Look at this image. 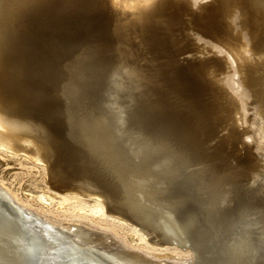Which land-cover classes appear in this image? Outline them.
Listing matches in <instances>:
<instances>
[{
    "label": "bare ground",
    "instance_id": "1",
    "mask_svg": "<svg viewBox=\"0 0 264 264\" xmlns=\"http://www.w3.org/2000/svg\"><path fill=\"white\" fill-rule=\"evenodd\" d=\"M81 24L99 35V60L111 84L106 99L120 132L112 135L129 133L131 156L139 159V167L145 164L143 189L162 193L181 177L199 176L206 187L212 184L218 189L229 185L230 177L259 185L258 192H251L255 197L250 201L251 213L240 218L253 220L241 228L256 227L258 239L252 241L256 246L247 242L255 247H245L250 253L242 257L248 264H264V0H0V151L25 154L36 164L48 165L42 169L52 182L36 193L41 207L59 196L56 216H43V208L32 211L13 191L8 193L11 188L6 192L0 186V264H60L59 260L65 264H197L199 260L198 247L179 252L178 246L166 245L132 214L120 210L95 177L84 173L69 178L56 169L53 134L30 110L35 104L27 94L28 86L21 84L24 58L22 63L18 58L24 52L28 55L26 76L34 78L35 41H53ZM86 47L81 44L65 53L63 63L73 81L86 78L82 68ZM74 100L70 99L75 106V111L69 110L70 124L78 134L81 115ZM136 117L145 122V131L128 128L129 120ZM206 187L197 191L200 197L197 194L194 203L199 209L210 211L216 201L228 198V192L204 197ZM167 198L162 212L166 223L174 226L182 201ZM86 226L101 228L121 241L123 248L140 254L104 245Z\"/></svg>",
    "mask_w": 264,
    "mask_h": 264
},
{
    "label": "rangeland",
    "instance_id": "2",
    "mask_svg": "<svg viewBox=\"0 0 264 264\" xmlns=\"http://www.w3.org/2000/svg\"><path fill=\"white\" fill-rule=\"evenodd\" d=\"M57 37L58 36H56V38ZM58 43L59 42L56 41L55 39L53 41H51V40L39 41L37 44L35 41V47L33 48L32 53L34 54V56L38 57V59L36 60L37 63L36 62L31 63L37 69L36 75L34 78L30 77V75L26 76V74L28 72L27 71L28 68H26V67L28 66V64H30V61L26 58V56L28 57V55H26L24 52L23 53L24 55H20L21 57L18 58V60H19L18 63H20L22 61L21 60L22 56L24 58L23 63L24 62L25 63L23 64L21 62L22 63V70L24 72V75L27 77L26 78L24 76L23 81H25V82H23V83L21 82V84H23V86L24 85L28 86L27 87V91H28L27 94L30 96V99L32 98L31 96H33L32 100L34 101V104H35V109H34V105H33L31 107L32 109L30 108V110H33L32 111L33 114L35 113L34 116L36 115L35 117H37L40 121H42L44 123L46 122L45 124L49 127L50 131L53 134V138H54V142H55L54 143L55 157L53 159V163H54V165H56V169H58V172H60L63 176L69 177V178H77L78 175H79V177H82V176H84V173L88 174V175L87 174L85 175L86 177L87 176H90L91 178L95 177L94 179H96L97 182H100L102 184L101 186L107 191V193L112 197V199L115 198L114 202L116 201L115 204L117 205V207L129 215L132 214L131 216L133 217V219H135L136 221L145 225L146 228L148 230H150V232L152 234H154L155 236L157 235L158 240H163L166 245H170L173 247L178 246L177 248L179 249V252H182V251L185 252V250L188 251V249L191 250V249H193V247H198V249H200L201 251L200 250L196 251L197 254L199 255V256L197 255L198 256L197 259H199L197 264H202V263L208 264V262H210V264H212V262L214 264H219V263H221V264L225 263L226 264L227 261H228V264H235V263L239 264L240 262L242 264H248L249 262L247 263L246 260L242 256L245 255L244 252L250 253L249 249L254 248L256 246L255 245L256 243L252 242V241L257 242L258 232H256V231H258V229L256 227H253V226H250L247 229H242L244 223H251L253 220L246 219V220H243L244 221L243 222V221H241L240 218H242L246 214L251 213V209L253 208V206H252V202L250 204V201L251 200L253 201V199L255 198L254 194L251 192H258L259 191V185L256 188V186L249 185L248 180H246L245 178L230 177V179L228 178L229 180H231V181L228 180L229 185L226 184L227 183L226 182L225 183L226 187H224L223 189L220 188L221 185H218L219 189L217 188L216 185H212V184H209L206 187L204 185V183L199 180L200 176H199V174H197L199 176V177L197 176L198 178H193V179L192 178L186 179V177L179 178L178 181H175L176 183L174 182L170 186V188H168V190H165V192L168 195L165 192H162V193L161 192H159V193L158 192H154V193L148 192L147 193L143 189V186H144L143 184L145 183L144 182V180H145L144 179L145 164L142 165L141 167H139L140 166L139 164H136L139 161V159L133 158L130 154L129 146H128V134L129 133L126 130L125 131L126 134L124 133L123 135H121L122 137L119 136L120 132H118V129L116 128V125H115L113 110L108 107L109 101L107 99H109V95H110L109 91H111L110 90L111 84H110V80L108 79L107 74L103 75L105 70H102V68L104 69V67H101L102 65L100 64V60H99L100 58H98V55H97L98 49L94 53L95 56H97V57L93 56L92 58L95 57L94 59H98L99 63H95V64L91 63L92 60H93L92 62H95V61L97 62V60L94 61V59H92V58L89 59L90 61L87 62V66H89L90 68L84 65V69H85L84 71L86 73V78L83 81H73L71 79V76L66 71V68H65L64 63H63V59L65 58V53L70 54L71 50H69L65 53H62V54L58 53V51H56V48H59ZM48 44H50V45H48ZM73 49H75V47H73ZM27 61L29 63H27ZM97 64L99 66H97ZM19 65H21V64H19ZM92 65L94 66V68H92ZM98 67H100L101 69ZM87 68H89L90 70L92 69V71H90ZM100 74H102L103 76ZM100 76H102L104 78V80ZM104 76L107 77L106 79H108L106 82H105L106 79ZM39 77H42V78L40 79ZM25 79H27L28 82ZM26 83H28V85ZM107 83H109V84L107 85ZM102 88H104V89H102ZM102 92H104V93H102ZM102 94L103 95L105 94V96L103 97ZM71 98L75 99L74 105L77 104L76 106L78 107V112H80V115H81V119H80V121H78V131H79L78 134L76 133V131L73 130V127L71 126L72 123H71V119H70L71 116H70L69 110L73 109L75 107V106H71V103H70ZM104 104H106L107 106H104ZM67 106H68V108H67ZM106 107H108V108H106ZM105 108L107 109V111ZM109 112H111L112 115ZM72 113L73 112H71V114ZM136 122H138V125ZM143 122L144 121L142 119L137 118V117H136V120H135V118L130 119L128 122V128H130L131 130H135L138 128L141 131H145L146 128H144V127L146 126V124H145V122L143 124ZM130 125L132 128L130 127ZM116 131L119 135L118 134L112 135V134H116ZM74 132H75V134H73ZM108 135H109V137H107ZM125 136L127 139L125 138ZM114 137L115 138L117 137V138L115 139ZM58 138H59V140H58ZM122 138L125 139L126 141L123 140ZM254 151H256V149ZM241 152L243 155H245L244 149ZM0 153L2 154V156L0 154V179H1L0 180V184H1L0 186L2 187V185H3L2 188L6 187L4 189V190H6V192L8 190H10V188H11V190L8 191V193L9 192L11 193V191H13L12 195L14 197L17 196V198L20 197L21 199L20 198L19 199H20L21 203L24 201V203L26 205H29V206H27L29 209L39 213V211L43 207H41L39 205L40 203L37 202L38 200L36 197L37 196L36 193L41 192L43 189H45L47 187V185H49L52 182L51 180H50L51 182L49 181V177L45 176L44 169H42L43 165H45V164L44 163H38L39 164L38 165L35 162H33V160L27 158L28 156L26 157L25 154H22L20 156L19 155L13 156L11 153H8V154L5 152L2 153V151H0ZM5 154H6V156H4ZM9 155H12V156H9ZM23 155H25V156H23ZM19 157H20V160H19ZM29 160H31V161H29ZM41 164H42V166H41ZM34 165L36 168L34 167ZM135 165H137V167H133ZM45 166H46V168L48 167L47 164ZM40 167L43 171L39 170ZM79 167H80V169H79ZM37 168H39V169H37ZM138 168L140 169V171ZM84 169H85V171H84ZM146 170H148V167ZM138 172H140V173H138ZM141 172L144 175L143 174L141 175ZM136 173H137V175H136ZM105 176H107V177L105 178ZM238 179H240V180H238ZM234 181H235V183H234ZM236 181H237V184H239V186L236 185ZM48 182H50V183L47 184ZM110 183H112V184H110ZM230 185H232L233 187ZM44 186H46V187H44ZM138 186L139 187L141 186V188H139ZM228 186H230V187H228ZM234 186H235V189H237V187L239 189L235 190ZM106 187H107V189H106ZM203 187H206L203 191L204 197H207L209 195L213 196V195H215V192H228V195L226 196L228 198L224 197L223 200H221V202L216 201L217 203L215 202L214 205L211 203L213 206L218 207V208L214 207V208H216V209H214L211 205L210 211H212V212L209 211V207L206 208L207 211L201 210L195 206L194 201H196V199H199L200 195L198 192L202 191L201 188L203 189ZM33 188H35V189L39 188V189L33 190ZM246 188H248V189L246 190ZM241 189H244V191L246 193L243 190L241 191ZM249 191L251 194L249 193ZM14 192H15V194H14ZM197 194L199 195V197H197L198 196ZM244 194H245V196H244ZM132 195H134V196H132ZM162 196H164L163 198H165V199L168 196L167 200L170 198V200L172 201V200H178L180 198V202L182 201L181 204L178 206V209L176 210V214L174 215V217L176 219L174 226L170 225L169 223H166V221H165L166 214L164 213L165 212V204L164 203L166 202V200L161 198ZM195 196H196V198H195ZM157 197L159 199H157ZM35 198H36V200H35ZM56 198H57V196H56ZM58 198H59V196H58ZM58 198H57V200H58ZM173 198H175V199H173ZM229 198H231V199H229ZM251 198H253V199H251ZM125 199H127L128 201ZM247 199H250V200H247ZM57 200H54V201L51 200L50 204H49V206L50 205L51 206L50 207L49 206L44 207L45 209L43 208L40 211L41 215L44 216V213H45V216H50V217L56 216V214H57V206H56ZM148 200H150L151 202ZM170 200H168V201H170ZM244 200H245V202H243ZM246 200H247V202H246ZM34 201H36V202H34ZM130 202H131V204H130ZM27 203H29V204H27ZM149 203H152V204H149ZM220 203H222L223 205L222 204L220 205ZM126 204H129V205H126ZM155 204H158V205H155ZM225 204H227V205H225ZM224 205H225V207H224ZM241 205H243V206L241 207ZM37 206H39L41 209H39V207H37ZM140 206H141V208H140ZM193 206H195V207H193ZM239 206H240V208H239ZM246 206H247L248 210H247V208H245ZM48 207H49V210H46V209H48ZM129 207H131V208H129ZM161 207H162V209L163 208L164 209L162 210ZM51 209H53L52 210L53 212L51 211ZM238 209H240V210H238ZM243 209H245V210H243ZM42 211H43V213H42ZM54 211L56 212V214ZM162 211H164V212H162ZM46 212H47V215H46ZM245 212H246V214H245ZM52 213H54L55 215H53ZM238 222H239V224H238ZM69 223H73V222H69ZM216 224H219L220 226L216 225ZM91 227H87V228L90 229L91 232L93 233V238L94 237H95V239L99 238L98 240H100L104 245L108 244L107 246H110L113 249H118V248L120 250L125 249L124 251H130L132 253H137V254L139 253L140 254L139 251L137 252L136 250L130 249L128 247L123 248L121 241H118V239L111 234L110 235L106 234L104 231L101 230V228L98 229L97 226H93L92 228ZM235 229L237 230V232H235ZM217 232H219V234H217ZM208 233H209V235H208ZM236 233H237V236H236ZM216 234H217V236H216ZM151 236H149V238H151ZM212 237H214V238H212ZM255 237H257V238L255 239ZM212 242H214V243H212ZM221 242H223V243H221ZM233 242L235 243L234 245H233ZM238 242H241V243H239L240 245L238 244ZM247 242H250V243H252V246L253 245H255V246L252 247L251 244L249 245V243H247ZM225 243H226L227 247L225 246ZM227 243H230L231 246L228 245ZM202 245H204L205 247ZM232 245L234 247H232ZM228 246H229V248H228ZM199 247H201V248H199ZM242 247L244 248V251H242L243 250ZM245 247L246 248L248 247L249 249L247 250V249H245ZM236 248H238V250H236ZM240 249H241V251H240ZM233 250H234V252H233ZM235 250L237 252H239V251L240 252L237 253ZM228 251H230V252H228ZM254 252L255 251H253V254L255 255ZM234 253H235V257L233 256ZM224 254H225V256L226 255L227 256L225 257ZM236 254H237V256L238 255L239 256L237 257ZM229 255L231 256V258ZM224 257H225V259H224ZM150 258H152V257H150ZM207 259L208 260L212 259V260L208 261ZM223 259H224V261H223ZM216 262H218V263H216Z\"/></svg>",
    "mask_w": 264,
    "mask_h": 264
},
{
    "label": "water",
    "instance_id": "3",
    "mask_svg": "<svg viewBox=\"0 0 264 264\" xmlns=\"http://www.w3.org/2000/svg\"><path fill=\"white\" fill-rule=\"evenodd\" d=\"M58 41L59 48H56L58 53H65L69 50H72L73 47H77L81 44H86V51L84 53L83 66L87 60L91 59L94 52L98 49V58L99 57V35L96 31L90 30V28L85 27L83 24L79 26V28L72 33H64L60 37L55 39ZM50 45V44H48ZM40 79L42 77H39ZM60 264H65L63 260H59Z\"/></svg>",
    "mask_w": 264,
    "mask_h": 264
}]
</instances>
